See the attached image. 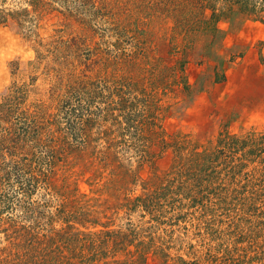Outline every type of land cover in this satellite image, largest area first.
<instances>
[{
	"label": "rangeland",
	"instance_id": "1",
	"mask_svg": "<svg viewBox=\"0 0 264 264\" xmlns=\"http://www.w3.org/2000/svg\"><path fill=\"white\" fill-rule=\"evenodd\" d=\"M229 1L0 0V105L21 95L0 131L33 108L53 129L63 105L84 115L32 190L0 151V264H36L56 231L61 264H264V10ZM9 217L37 227L34 248Z\"/></svg>",
	"mask_w": 264,
	"mask_h": 264
},
{
	"label": "trees",
	"instance_id": "2",
	"mask_svg": "<svg viewBox=\"0 0 264 264\" xmlns=\"http://www.w3.org/2000/svg\"><path fill=\"white\" fill-rule=\"evenodd\" d=\"M204 0H197L198 4L204 5L203 4ZM232 4H240L242 6V9H249L252 11H262L264 10V0H231L229 1ZM212 6V5H211ZM215 8L216 6L213 5ZM258 7H260L258 9ZM213 17H217V13L214 12L212 13ZM6 20V13L5 11L0 7V21ZM77 87V86H76ZM23 95V102H25L26 97L25 94ZM21 95H18L16 98L13 97H7L4 102L1 103L0 105V120H10L14 114L16 113L17 110V105L21 102L19 97ZM19 99V100H18ZM63 112L66 115H69V118H66L67 121V129H65L63 126H59L56 129L53 128H47V124L43 122L45 120L43 116L45 117L44 113H42V110L40 109H35L34 113H27L23 112V115H21V118L17 119V121L13 122L17 126L15 128V131L12 129L11 130H6L3 129L0 131V151L2 152L4 149L5 151L9 152L10 155H12L13 160L15 161V171L17 174H19L20 179L18 180L19 184L22 187H25L28 190H32L33 187H36L37 185L40 184L41 176L46 175L47 172L44 171L42 167H44L45 164L50 166L49 170L54 169L55 165L57 162L55 161V157L58 153H62L64 149H67V146H64L62 143L63 140L65 142H68L69 140L72 141V139L76 140L78 138L79 132L76 130L77 127L73 124V121L75 120V117H72L73 113L78 111V106L73 105L72 109L68 110L66 109V105L62 106ZM91 109V108H86V110ZM18 111H24L18 109ZM80 114V113H79ZM95 114L94 110L89 111V115L87 116L86 119H93V115ZM81 115V114H80ZM81 119L83 120L84 115H81ZM88 128H89V123ZM82 133H85L82 130ZM16 134V135H15ZM22 140H30L31 143L26 145L20 144ZM250 139H243L240 140L234 135H225L224 137L221 138L220 143L223 145V147H232L235 149L237 147L236 143L241 144L240 148L238 149H245L247 146H250L251 144L256 142H252ZM71 146V144H69ZM39 149H37V148ZM224 148H222V152H224ZM50 150L47 157H41L38 156L36 150ZM69 149H71L69 147ZM232 149V150H233ZM32 154V158H30L28 155ZM227 155V154H226ZM192 158L194 159H199L200 162L198 163L202 168L206 166H210L208 164L209 161L212 160L213 156L217 157V154L215 152H209L207 150L203 151H192L191 153ZM228 156V155H227ZM40 158V159H39ZM47 160V161H46ZM40 172V174H38ZM46 178H49L48 176ZM4 181L3 177L0 178V183L2 184ZM21 187V188H22ZM166 187H164L165 190ZM171 186H167L166 190H170ZM164 193L165 191H161ZM167 192V191H166ZM33 193V192H30ZM11 198L6 197V200L1 199L0 200V206L3 205V207H0V213L3 211L5 212L6 210L9 211L10 208L12 207L11 203ZM137 205H140V202H142L147 209L152 206V203L154 202V199L152 196H146L144 198H137L136 199ZM8 222L14 226V234H12L13 238L16 239H25V242L31 246L32 248L34 243L37 242L35 239V236H40L37 227L32 226V225H25V224H20L18 221L12 217H9ZM18 224L19 226H15ZM10 229V227H8ZM57 235H52L48 239V245L45 247L40 248L41 250V260L38 262L36 261V264H61L63 260L61 259L63 256H65L62 252V244L60 243L61 240L65 242L67 238L69 241L72 240V237H68L64 235L62 231H56L55 232ZM47 234V233H45ZM43 234V235H45ZM149 248H146V246L141 242L140 249L138 250L139 253H141V256H143ZM38 251V249L35 250V252ZM32 252V251H31ZM30 253V252H29ZM32 256L34 254L31 253ZM144 259L147 258V256L143 257ZM29 261V260H28ZM32 261L28 262V264H31ZM71 264V263H70Z\"/></svg>",
	"mask_w": 264,
	"mask_h": 264
}]
</instances>
